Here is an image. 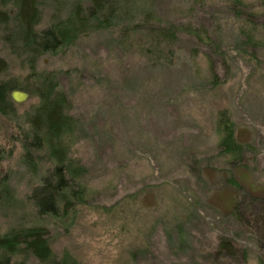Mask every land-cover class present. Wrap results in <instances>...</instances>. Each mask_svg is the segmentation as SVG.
Returning a JSON list of instances; mask_svg holds the SVG:
<instances>
[{
    "label": "rangeland",
    "instance_id": "rangeland-1",
    "mask_svg": "<svg viewBox=\"0 0 264 264\" xmlns=\"http://www.w3.org/2000/svg\"><path fill=\"white\" fill-rule=\"evenodd\" d=\"M72 1L40 0L37 29L63 18ZM129 1L142 27L126 41L118 28L91 30L37 65L38 74L53 76L64 114L76 124L62 144L82 170L76 182L84 193L62 220L42 223L53 254L78 264H261L264 43L252 48L242 31L264 38V3ZM13 6L0 0V9ZM171 25L181 30L162 47L163 64L139 54ZM7 33H0V57L9 64L1 81L34 89L25 57L4 41ZM151 48L156 58L159 50ZM39 101L31 96L14 103L13 116H0V194L9 193L0 201V235L34 224L29 196L53 167L47 151H31L37 171L23 159ZM222 116L244 148L239 163L221 153ZM249 214L248 224L241 218ZM221 240L240 250L237 258L219 252ZM23 264L43 263L28 257Z\"/></svg>",
    "mask_w": 264,
    "mask_h": 264
},
{
    "label": "trees",
    "instance_id": "trees-1",
    "mask_svg": "<svg viewBox=\"0 0 264 264\" xmlns=\"http://www.w3.org/2000/svg\"><path fill=\"white\" fill-rule=\"evenodd\" d=\"M147 1L153 3L155 0ZM262 2L264 3V0ZM39 3L40 0H14V6L10 10L0 9V33L8 30L4 41L15 53L25 57L30 70L29 77H35L34 89L26 83L17 86L12 82L1 81V77L9 69V64L0 57V116L9 118L14 115L16 106L11 99L13 91L26 92L30 97L37 95L40 101L35 107L36 113L29 118L30 128L23 139L25 151L23 159L37 171L39 162L32 160L31 151H47L53 167L41 177L39 186L34 188L29 196L28 202L33 209L34 224L29 227L23 225L12 228L4 235H0V264H12L15 260L23 264L28 257L43 264H78L71 261L68 256L57 259L50 247L47 229L42 224L62 220L77 203L83 202L84 193L80 183L76 182L81 177L82 170L69 162L66 153L68 151L62 144L65 135L75 132L73 129L75 130L76 124L64 114L65 99L57 92L58 85L55 84L53 76L48 73H37L39 60L45 55L56 54L72 47L91 30L118 28L126 41L130 32H137L142 27L140 23L135 22L137 17H133L131 10L134 3L132 5L129 0H73L63 18L53 20L44 30H38ZM180 30V27L171 25L155 32L150 40L140 46L139 54L150 61L163 64L166 55L162 47L177 41ZM188 32L199 40L209 39L203 30L189 28ZM242 32L246 36V44L253 46L252 48L260 47L264 43V38L258 40L252 30L249 33ZM144 45L147 47L144 48ZM151 47L159 50L156 58L149 56ZM219 125L224 131L220 142L221 153L231 155L237 163L241 162L244 148L236 141L232 125H229L223 116L220 117ZM31 138L33 142L29 143ZM6 194L9 196V193ZM7 196L1 193L0 201H8ZM256 199L258 202L261 198ZM259 204L263 207L256 210L257 214L264 216L263 198ZM253 217L254 214H249L247 220L241 219L249 224ZM259 217L256 218L257 223L264 219L262 216ZM238 251L240 250H237L231 241H220L219 252L227 257L237 258L235 255Z\"/></svg>",
    "mask_w": 264,
    "mask_h": 264
},
{
    "label": "water",
    "instance_id": "water-1",
    "mask_svg": "<svg viewBox=\"0 0 264 264\" xmlns=\"http://www.w3.org/2000/svg\"><path fill=\"white\" fill-rule=\"evenodd\" d=\"M30 98V95L23 91H13L11 94V99L16 104H23L27 102Z\"/></svg>",
    "mask_w": 264,
    "mask_h": 264
}]
</instances>
